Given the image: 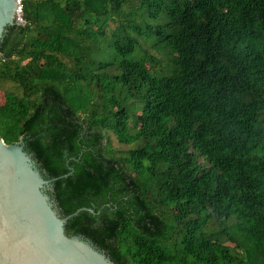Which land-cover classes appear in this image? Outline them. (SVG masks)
Wrapping results in <instances>:
<instances>
[{
    "label": "trees",
    "instance_id": "1",
    "mask_svg": "<svg viewBox=\"0 0 264 264\" xmlns=\"http://www.w3.org/2000/svg\"><path fill=\"white\" fill-rule=\"evenodd\" d=\"M22 19L0 136L58 177L62 216L95 210L66 233L115 264H264V0H22Z\"/></svg>",
    "mask_w": 264,
    "mask_h": 264
},
{
    "label": "water",
    "instance_id": "2",
    "mask_svg": "<svg viewBox=\"0 0 264 264\" xmlns=\"http://www.w3.org/2000/svg\"><path fill=\"white\" fill-rule=\"evenodd\" d=\"M21 23L18 0H0V43L7 26ZM57 179L42 173L24 138L0 136V264H115L90 239L66 233L71 217L95 210L62 216L50 194Z\"/></svg>",
    "mask_w": 264,
    "mask_h": 264
},
{
    "label": "rangeland",
    "instance_id": "3",
    "mask_svg": "<svg viewBox=\"0 0 264 264\" xmlns=\"http://www.w3.org/2000/svg\"><path fill=\"white\" fill-rule=\"evenodd\" d=\"M4 100H5V95H4L3 90L0 88V103H3ZM114 144H115V146H119V144H117V142L115 141V139H114Z\"/></svg>",
    "mask_w": 264,
    "mask_h": 264
},
{
    "label": "built area",
    "instance_id": "4",
    "mask_svg": "<svg viewBox=\"0 0 264 264\" xmlns=\"http://www.w3.org/2000/svg\"><path fill=\"white\" fill-rule=\"evenodd\" d=\"M19 4H20V8L22 9V0H18ZM23 21V19H22Z\"/></svg>",
    "mask_w": 264,
    "mask_h": 264
}]
</instances>
